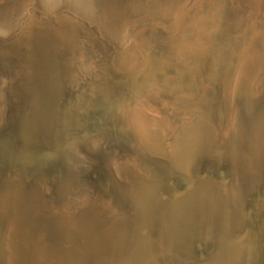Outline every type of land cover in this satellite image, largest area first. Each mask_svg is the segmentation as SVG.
<instances>
[{"label":"bare ground","instance_id":"obj_1","mask_svg":"<svg viewBox=\"0 0 264 264\" xmlns=\"http://www.w3.org/2000/svg\"><path fill=\"white\" fill-rule=\"evenodd\" d=\"M203 5L0 0V42L26 34L21 51L3 45L9 65L0 68V264H245L251 238L235 237L240 187L198 177L196 191L175 197L169 184L175 174L196 173L207 157L228 161L243 176L264 166V18L251 30L223 25L222 13H202ZM66 7L113 45L106 57L117 90L108 111L92 100L79 108L92 98L91 87L87 95L80 91L82 80L103 74L70 52L85 29L62 12ZM158 28L168 45L154 54L149 34ZM223 40L230 48L219 51ZM199 65L201 75L182 84L181 68ZM65 91L74 101L63 100ZM228 94L227 113L220 105ZM127 131L146 154L125 142ZM113 141L118 153L107 149ZM52 167L57 174L49 176ZM92 169L109 181L107 190L91 177L59 180ZM142 227L150 230L142 234ZM197 239L213 243L215 253L202 260Z\"/></svg>","mask_w":264,"mask_h":264},{"label":"rangeland","instance_id":"obj_2","mask_svg":"<svg viewBox=\"0 0 264 264\" xmlns=\"http://www.w3.org/2000/svg\"><path fill=\"white\" fill-rule=\"evenodd\" d=\"M256 2V3H255ZM263 2V3H261ZM203 9H201L202 13L208 12L212 14H217L216 11L221 12L222 15L218 16V20L220 23L224 25V23H235L241 28L244 29H254L256 27H259V25L262 23V19L264 18V1L262 0H203ZM260 4H263L262 6ZM258 5V6H257ZM263 8V9H261ZM194 10V9H193ZM195 20V19H194ZM228 20V21H226ZM56 22V21H55ZM227 24V26H229ZM83 28L85 29L83 32H81L78 36V48L72 49L70 52L75 51L79 53H82V55L87 56V58L90 59L93 67L97 70H100L102 72V76L100 77V80L95 76V81H93L91 84L87 86L88 82L86 81V78L82 80L80 91L88 94L90 87V95L92 98L86 99V101L81 102L79 105V108L81 109L82 106L86 105L87 101H91L93 103H97V106L102 109L104 106L103 111H108L112 107V99H114L116 96V90H117V84H116V76L112 72V68L108 65L106 54L109 53V48H106L100 40H97L93 37L92 31H90L85 24L83 25ZM159 29V28H158ZM17 35V34H16ZM11 36L8 41L0 42V68L6 69L9 64L7 63V59L5 57V50H3V45L8 47V51H11L13 53L23 50V48L26 46L23 40H19L20 38L26 39V34L23 32L18 33V35ZM22 35V36H21ZM21 36V37H20ZM20 37V38H19ZM83 37V38H82ZM149 43H148V50L151 53L157 54L159 49L163 47V43L165 45H168V40L165 39V35L161 31H155V33L149 34ZM224 37V35H223ZM227 42V43H226ZM84 44V45H83ZM231 41L223 40L221 41L216 47L219 51H226L230 48ZM228 47V49H227ZM12 53V54H13ZM5 65H4V64ZM4 65V67H3ZM199 69H202V66L199 65L197 69L194 70L184 67L181 68L180 74L178 75V79L182 82V84L188 85L190 82V79L193 75V73H199L201 75V71ZM70 72L76 73V70L74 69V65L70 66ZM203 75V74H202ZM88 77V76H87ZM32 84V82L30 83ZM64 88L68 87V85L63 82ZM99 88V90H98ZM98 92L93 96V91ZM108 94L105 96V94ZM16 94V93H14ZM72 94V96H71ZM16 96V95H15ZM14 97V96H13ZM107 97V98H106ZM12 99V98H11ZM64 101L72 102L73 101V93L72 91H65L63 96ZM90 102L91 106H93V103ZM105 102L108 103V106H105ZM16 104V102H14ZM15 104H12V107L14 108ZM77 112L83 113L84 111L76 110ZM102 111V113H104ZM11 115V112H10ZM82 117H85L84 114ZM96 117V116H95ZM85 120H88V118H85ZM94 121H96L94 119ZM91 125L96 126L95 122L91 123ZM12 132V130L10 131ZM112 143H115L117 145V142L113 141ZM207 164L208 172L211 171H220L223 167V165L227 164L230 171L233 173L232 178L230 180H224L221 181L220 179H228L227 177H224L223 172L218 174L209 175L207 174H199V167L202 163ZM236 166L230 164L228 161H217L214 158L207 157L198 162L197 172L196 173H190V174H175L174 176L179 177L181 179H184L186 181H192L188 185L183 182L175 183L174 190L176 189L177 185H180L179 194L177 196H185L188 193H191L193 191H196V181L197 178H210L213 181H217L219 184L222 185H228V186H237L240 187V191L243 197L244 206L241 212V220H240V227L235 232L236 238H245L249 237L250 239V246L249 247V254L246 259L245 264H264V191L257 192L259 187H264V166L260 170H254L252 172L251 176H243L240 173V170L235 168ZM54 167H52V170H49V173L47 174L49 176L52 175L54 172ZM48 170V168L46 169ZM263 170V172H262ZM258 173V175L256 174ZM262 175H261V174ZM57 174V173H56ZM54 174V175H56ZM221 175V177L219 176ZM241 176H239V175ZM52 175V176H54ZM254 175V176H253ZM257 175L258 177H256ZM173 176V177H174ZM261 176V177H260ZM220 177V178H219ZM245 177V178H244ZM252 177V179H251ZM263 177V178H262ZM250 178V179H249ZM255 178V179H254ZM262 178V179H261ZM97 181L99 185L104 189L107 190V187L109 186V181L105 180L101 174H98ZM246 179V181H245ZM243 180V181H242ZM260 180V181H259ZM183 181V180H181ZM250 181V182H249ZM252 181V183H251ZM46 183V182H45ZM108 183V184H107ZM241 183V184H239ZM245 183V185H244ZM247 183V184H246ZM249 183V184H248ZM253 185V187H252ZM246 188H245V187ZM242 187V189H241ZM244 187V188H243ZM249 187V188H248ZM256 193V194H255ZM255 195V196H254ZM254 197V198H253ZM259 199V200H257ZM201 203V202H200ZM246 226L244 227V225ZM244 229V230H243ZM150 228L142 227L141 233L145 234L148 232ZM243 230V232H242ZM150 233V232H149ZM239 233V235H238ZM151 235V233H150ZM238 235V236H237ZM252 236V237H251ZM204 239H197V247L196 252L199 257H201L202 260L207 258L210 255H213L215 253V245L212 243V248L209 252L206 254L204 253V246L207 245L206 243L209 241H206ZM66 244H69V242H66ZM201 252H203L205 255L202 257ZM250 256V258H249ZM248 260V261H247Z\"/></svg>","mask_w":264,"mask_h":264},{"label":"water","instance_id":"obj_3","mask_svg":"<svg viewBox=\"0 0 264 264\" xmlns=\"http://www.w3.org/2000/svg\"><path fill=\"white\" fill-rule=\"evenodd\" d=\"M30 10H32V11H34L35 12V14L37 13V14H39V15H41V14H43L44 12L43 11H41V10H39L38 8H34V7H31L30 8ZM63 13H66V14H69V15H71V16H73V17H75L78 21H80L81 23H83V24H85V26H87L88 28H90L92 31H94L95 33H96V37H98V40H100L103 44H104V46L106 47V48H109V51L110 50H112L113 49V45L112 44H110V43H107L106 42V39L105 38H102L100 35H99V33H98V28H97V26H96V24L95 23H92V22H90V21H88L86 18H84V17H81V16H79L77 13H75L73 10H71V9H69V8H64V10L62 11ZM159 31H162V29L161 28H159L158 29ZM18 35V34H17ZM16 35V36H17ZM5 74V73H4ZM88 77H86V81L88 82V84H87V86L89 85V83L91 84L93 81H95V77H90L89 75H87ZM87 91H89V89H87ZM71 96H72V94H71ZM73 101H74V99H73ZM220 107H222V110H224V112L227 110V113H228V110H229V94L226 96L225 95V97H224V99L222 100V103H221V105H220ZM175 115V114H174ZM228 115V114H227ZM227 115H225V116H227ZM4 132H5V136H10V137H12L13 136V140H15V141H17V143H18V145H19V148H21V147H23V145H22V143H21V141H18L17 140V135L15 136V134H12L10 131H8L7 129H4L3 130ZM125 142L126 143H130V144H132L135 148H138L143 154H146L145 153V151H144V149L142 148V147H140L138 144H140V143H138V140H137V138L133 135V134H131L130 132H128L127 131V133H126V137H125ZM120 147V145L119 144H115V143H112V142H110V143H108V150H114L113 152L115 153V152H119V151H121V147ZM148 153H150L149 151H147ZM162 157H166V155L165 156H162ZM159 161H162V162H164V163H168V161H166V160H160V159H158ZM66 171H67V168H66ZM223 172V176L224 177H227L228 179H223V178H221L220 180L221 181H224V180H230V178H232V172L230 171V169H229V167H228V165L227 164H225V165H223V167H222V169L220 170V171H217V173H215L216 171H211V172H208V168H207V164L204 162V163H202L201 165H200V167H199V171H198V173L199 174H209V175H213V174H218V173H222ZM100 173V171L99 170H97V169H92L91 171H90V173H83V174H76V173H71V172H69V175H66V174H64V173H62V175H60V177H59V180H61L62 178H65L66 176H72V177H78V178H80V179H85V178H88V177H91V178H93V179H96L97 181H99V179H98V174ZM2 174V175H1ZM14 176H17L16 174L14 175ZM219 176L221 177V175L219 174ZM4 177H5V173H4V171L2 170L1 172H0V183L3 181V179H4ZM27 177V176H26ZM219 177V178H220ZM30 179H31V177H30ZM233 179V178H232ZM181 180H183V181H181ZM117 182H118V185H119V187H120V189H121V191H123L124 190V185H123V183L122 182H120V181H118L117 180ZM178 182H183V183H185V184H189L190 182H192V181H186V180H184V179H181V178H179V177H176V176H174V177H172V179H171V181H170V187H173V185L175 184V183H178ZM51 184V183H50ZM56 182H53L52 181V186H51V189H54L53 191H54V194H55V191H56ZM179 189H180V185L178 184L177 185V187H176V189L174 190V193L172 194V195H174L175 197L179 194ZM261 191H264V187H259V189H258V191L257 192H261ZM125 192V191H124ZM256 194V193H255ZM125 195H126V193H125ZM165 195H167L166 193H165ZM255 196V195H254ZM123 197H124V195H123ZM254 198V197H253ZM56 199V198H55ZM126 199H127V197H126ZM257 200H259V199H257ZM246 226V224L244 225V227ZM1 225H0V229H1ZM244 230V229H243ZM243 230H242V232H243ZM238 235H239V233H238ZM237 235V236H238ZM207 245H203L204 246V253L206 254L207 252H209L210 250H211V248H212V243L211 242H207L206 243ZM200 253H201V255H202V257H204V253L203 252H201V250H200ZM165 262H167V261H165Z\"/></svg>","mask_w":264,"mask_h":264}]
</instances>
